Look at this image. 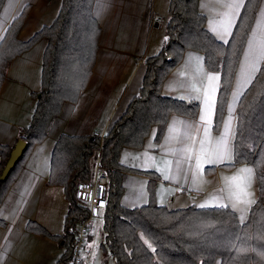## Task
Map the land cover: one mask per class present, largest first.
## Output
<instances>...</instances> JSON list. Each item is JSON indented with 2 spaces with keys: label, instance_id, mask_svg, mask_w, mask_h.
Segmentation results:
<instances>
[{
  "label": "crops",
  "instance_id": "0c3cea01",
  "mask_svg": "<svg viewBox=\"0 0 264 264\" xmlns=\"http://www.w3.org/2000/svg\"><path fill=\"white\" fill-rule=\"evenodd\" d=\"M245 1L232 8L228 5L238 4L239 0H199L206 26L218 40L230 39ZM169 3L170 0H95L93 12L101 33L90 79L77 101L63 105L47 137L33 146L0 207V218L5 222L0 225V264H58L63 252L60 241L27 230L28 222L34 221L52 235L64 233L68 201L63 188L48 181L55 142L62 133L105 134L126 112L142 85L146 58L161 47ZM61 4L62 0H5L0 10V37L13 17L28 6L18 39L29 40L55 20ZM46 45L45 38L39 40L16 55L6 69L0 88V143L11 148L34 111L33 94L41 87ZM263 62L261 0L226 113L215 128L221 73L207 69L202 52H185L182 61L166 77L162 93L197 102L199 112L196 117L173 114L159 142L151 136L142 149L122 150V164L137 170L123 173V205L136 207L154 199L171 209L227 206L237 213L241 223L246 221L251 205L259 197L255 169L248 163L232 168L223 165L233 159L239 100ZM241 169H252L250 184L240 179L249 176ZM90 246L88 243L86 249ZM89 264L118 263L105 256L99 245Z\"/></svg>",
  "mask_w": 264,
  "mask_h": 264
},
{
  "label": "trees",
  "instance_id": "16d2710c",
  "mask_svg": "<svg viewBox=\"0 0 264 264\" xmlns=\"http://www.w3.org/2000/svg\"><path fill=\"white\" fill-rule=\"evenodd\" d=\"M4 1L0 0V10ZM94 4L95 0H62L55 20L29 40L21 41L18 33L29 8L25 6L0 37V88L9 62L39 40H47L41 87L33 94L35 108L29 123L19 132L27 149L9 176L0 177V207L33 146L47 137L63 105L77 101L90 79L101 33ZM260 4L261 0H246L230 39L222 42L208 30L199 0H170L161 47L146 58L142 85L126 112L103 139L68 133L58 137L48 181L61 186L68 201L64 233L52 235L34 221L27 224L28 231L60 241L63 252L58 264L69 262L75 228L89 217L88 206L76 199V189L79 182L93 178L98 162L109 180L99 245L105 256L118 264H264V62L239 100L233 159L223 165L232 168L248 163L255 169L259 197L251 205L246 221L241 223L237 213L227 206L171 209L154 199L141 206H125L121 203L123 173L137 170L120 160L124 148L142 149L151 136L159 142L171 115L197 116V102L162 93L166 77L187 50L202 52L207 69L221 73L215 116V128L219 127ZM11 150L0 143V176ZM4 224L0 218V225Z\"/></svg>",
  "mask_w": 264,
  "mask_h": 264
},
{
  "label": "built area",
  "instance_id": "2783aa9c",
  "mask_svg": "<svg viewBox=\"0 0 264 264\" xmlns=\"http://www.w3.org/2000/svg\"><path fill=\"white\" fill-rule=\"evenodd\" d=\"M103 139L104 134L98 135ZM109 180L106 171L96 165L94 176L89 181L79 182L76 199L89 208V217L75 228L72 257L67 264H89L93 251L99 247L101 219L108 205ZM88 243L90 249H86Z\"/></svg>",
  "mask_w": 264,
  "mask_h": 264
},
{
  "label": "water",
  "instance_id": "95a60500",
  "mask_svg": "<svg viewBox=\"0 0 264 264\" xmlns=\"http://www.w3.org/2000/svg\"><path fill=\"white\" fill-rule=\"evenodd\" d=\"M27 149V142L23 139H18L15 146L12 148L9 158L2 170L1 178L6 179L16 164L22 159L24 152Z\"/></svg>",
  "mask_w": 264,
  "mask_h": 264
},
{
  "label": "snow or ice",
  "instance_id": "6c2138e0",
  "mask_svg": "<svg viewBox=\"0 0 264 264\" xmlns=\"http://www.w3.org/2000/svg\"><path fill=\"white\" fill-rule=\"evenodd\" d=\"M243 3V0H239V3L237 4V3H233V4H229L228 6L229 7H232V8H238L239 7V4H242ZM227 146H226V144H225V153H224V155L225 156H227ZM220 162H223V159L220 161ZM241 173H248L249 174V176L248 177H240V179H244L245 181H246V183H249L250 184V179H251V176H250V174L252 173V169H241ZM232 179H237V178H232Z\"/></svg>",
  "mask_w": 264,
  "mask_h": 264
}]
</instances>
